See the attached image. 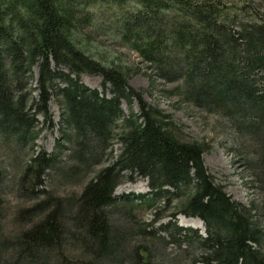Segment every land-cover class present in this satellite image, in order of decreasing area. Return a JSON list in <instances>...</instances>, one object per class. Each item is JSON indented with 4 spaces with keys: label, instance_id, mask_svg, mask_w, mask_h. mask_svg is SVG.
Segmentation results:
<instances>
[{
    "label": "trees",
    "instance_id": "1",
    "mask_svg": "<svg viewBox=\"0 0 264 264\" xmlns=\"http://www.w3.org/2000/svg\"><path fill=\"white\" fill-rule=\"evenodd\" d=\"M231 3L0 0V264H264V197L250 206L234 199L206 168L207 145L185 138L128 83L141 68L96 59L82 32L105 8L111 19L99 30L156 78L180 80L167 93L226 116L253 142L236 148L264 195V13L243 20ZM83 73L99 75L102 91ZM51 96L61 139L49 152L36 141L51 123ZM115 139L118 154L95 171ZM135 177L150 190L116 195ZM149 210L152 220L142 215ZM179 215L202 221L204 232L178 224Z\"/></svg>",
    "mask_w": 264,
    "mask_h": 264
},
{
    "label": "rangeland",
    "instance_id": "2",
    "mask_svg": "<svg viewBox=\"0 0 264 264\" xmlns=\"http://www.w3.org/2000/svg\"><path fill=\"white\" fill-rule=\"evenodd\" d=\"M233 4L230 8V14H236L243 20L252 16V11L257 10L264 13V0H228ZM131 3V2H130ZM135 2H132L133 5ZM248 5V11H245V5ZM105 9V8H104ZM102 8L99 17L95 16L93 24H83L82 32L91 36L89 43L90 55L96 59H104L106 61H113L115 63L126 64L134 68L140 67L141 70L135 72L128 83L143 95L144 101L152 106L164 111L165 114L170 115L171 119L177 123L182 129V134L189 140H196L207 145L208 150L203 155V160L206 168L210 174L214 175L216 182L222 184L226 191L236 200L244 203L247 206L251 202L260 204L264 195L255 186L256 183L252 181V175L247 171L244 161L239 155V150L236 148L237 144H252L250 138L247 136L238 135L235 130L231 129L229 120L226 116L216 115L206 111L203 107L181 102L179 96L170 95L168 90L180 83L179 81H166L161 78H156L151 69L147 68V63L143 58L133 49L123 45L115 35L108 31L99 30V26L105 25L111 17L107 10ZM250 10V11H249ZM102 12H104L102 14ZM254 12V11H253ZM100 12H97L98 14ZM103 16V17H102ZM109 16V17H108ZM109 18V19H108ZM101 23V25H100ZM97 25V26H96ZM98 27V28H97ZM33 79L30 86L32 89L36 86L37 67H33ZM81 80L91 88H97L102 91L101 77L94 74H81ZM35 89V88H34ZM37 90H32L31 101L33 104L37 96ZM136 112L140 110V104L135 99L132 105ZM122 108L125 113L130 111V107L126 102H122ZM48 112L50 115V124L41 131L37 139L36 149H45L46 151H53L56 141L60 140V108L58 107L55 97L51 96L48 102ZM39 120L42 117L38 116ZM242 141V142H241ZM244 141V142H243ZM245 144V143H244ZM257 144L252 146L256 149ZM120 150V144L113 141L112 155H108L104 161L96 166L94 170L101 167L108 166L111 159H114ZM5 164V162H3ZM13 171V170H12ZM75 190H79L78 186H73ZM68 189V188H67ZM150 190L148 180L144 177H135L134 179L125 178L116 188V195L121 194H139ZM175 212L173 208L163 210L165 217L159 224L167 222L171 218V214ZM142 215L146 219H153V213L143 211ZM178 224L190 226L201 229L204 232V224L197 218L185 217L183 215L176 216ZM261 225L264 226V220ZM262 249L264 250V240L262 242Z\"/></svg>",
    "mask_w": 264,
    "mask_h": 264
},
{
    "label": "bare ground",
    "instance_id": "3",
    "mask_svg": "<svg viewBox=\"0 0 264 264\" xmlns=\"http://www.w3.org/2000/svg\"><path fill=\"white\" fill-rule=\"evenodd\" d=\"M203 223V222H202Z\"/></svg>",
    "mask_w": 264,
    "mask_h": 264
}]
</instances>
